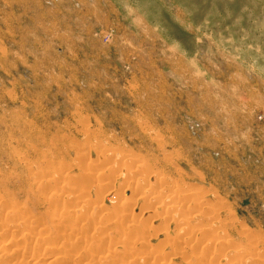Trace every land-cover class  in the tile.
I'll return each mask as SVG.
<instances>
[{"label": "rangeland", "instance_id": "obj_1", "mask_svg": "<svg viewBox=\"0 0 264 264\" xmlns=\"http://www.w3.org/2000/svg\"><path fill=\"white\" fill-rule=\"evenodd\" d=\"M123 164L182 188L185 217L214 228L203 246L235 243L176 263L264 264V0H0V207L39 223L7 241L55 236L34 176L129 178ZM2 208L0 226L15 213Z\"/></svg>", "mask_w": 264, "mask_h": 264}, {"label": "bare ground", "instance_id": "obj_2", "mask_svg": "<svg viewBox=\"0 0 264 264\" xmlns=\"http://www.w3.org/2000/svg\"><path fill=\"white\" fill-rule=\"evenodd\" d=\"M114 161H116V158ZM118 163L121 164L119 161ZM124 164H126V162ZM124 164L123 167L125 169L126 165L124 166ZM89 169L91 172L83 173V175L81 173V175L77 177L71 174L67 175L69 177L54 174L46 177L31 176L33 178L31 179L29 192L30 195L33 194L34 205L37 207V210H39L37 220L44 224L49 222L54 230L52 234H55V236H52L51 233L50 235L47 234V230H41L42 237L33 239L32 236L30 237L32 234L31 229V234L28 237H22L21 234L23 233L20 232L21 234L19 233V236L21 237H15L16 239L13 237V239L7 241L9 232L14 229L19 231L24 225L17 226V224L13 226L17 223L16 219V222L13 220V216L15 217L17 213V208L15 207L17 204H8L6 202V204H4L3 201V208H0L3 210L7 209V212L9 210V214L10 211L15 213H13V215L12 213L10 214V217L12 215L11 221H7L8 218H10L8 217L6 218L7 220L4 226H0L4 231V233H0V236H2L1 239L4 241H0V264H16L15 262L18 259H23L24 261L26 256L28 261L25 260L23 264L26 262L39 264L40 261L41 264H178L176 262L179 257L187 258L188 256L186 253L196 250L197 252L195 253H198L199 248L203 249L204 253H211L213 249L212 245H214V247L216 245L218 247L221 246L223 249H221L222 252L229 247L232 249L235 247V243L232 245V242H228L227 240H225L227 241L225 242L222 239L218 240V238L214 237V240H212L211 243H207V246L202 245V237L207 240L206 236H211L214 228H202L203 223L199 224V222L201 223V221H203V214L200 215L201 212L198 214L194 213L195 215L192 217H185L186 211L184 212V210L187 208L182 209L184 207L182 206V202L185 199V201H187L188 197L182 196V188L179 187V189L177 186L178 189H175V187L173 189L170 188L169 185L167 186L168 179L167 181L159 180L157 183L155 180L157 181L159 178L154 179L155 184L152 185L147 179H138L134 171L131 170L132 172H129V168L125 170L132 175H129L130 179L127 178L128 175L125 177V174L123 175L120 173L117 178L118 180L115 176V180H113V175L118 171L121 172L120 168V170L116 169L113 170V172L112 170H102L99 173H95L96 171H94L93 168V170L91 168H88V170ZM92 171H94V173ZM105 175H108V177ZM123 190L129 191L131 195L136 196V198L138 197V199L132 198L131 195L128 197L122 196ZM182 197H184L183 201ZM0 199L2 200V198ZM140 205L142 206L141 208ZM198 205L199 204H196V207L193 208L196 210L200 206ZM20 206L18 203V207ZM135 209H139L137 213H135ZM17 210H19L21 214L24 211L22 208H18ZM27 210L30 211L26 209L25 213H27ZM5 212H3V215ZM25 213L24 215L26 216ZM0 215H2V212ZM27 215L29 214L27 213ZM19 218L23 220L21 219L23 218L22 216ZM25 218H27V216L24 217L23 222L25 221L27 223V221H30H26ZM152 220L157 221V225L155 227L153 225L147 226V222H151ZM12 221L15 223L9 224L10 222L12 223ZM215 222L216 221H214V224ZM28 223L30 226L32 224L33 226L35 225L34 228L37 227L36 225H39L37 222ZM162 224L166 226V231L168 232L166 235H158L160 230H164V228H160V230L157 231ZM194 225H196V227L202 226L200 228L197 227L198 229H195L196 227L194 229L192 228V230L190 227ZM219 225L222 227L221 224ZM24 227L23 231H25L26 228L28 229V226H26L25 229ZM170 229L173 230V234ZM36 233L34 232L33 236L36 235ZM159 236H162L163 240L155 245L154 243L159 240ZM208 240H211V238ZM12 249L18 250L12 251ZM235 249L238 251L240 248ZM42 250L49 253L50 256L52 255V258L50 257V259L48 258L49 260H47L46 256L49 255H45L44 253L45 257L42 256L43 259L38 257V259L37 256L42 252L39 254L37 253ZM245 251H247V249ZM195 253L193 255H195ZM204 253L202 256H204ZM237 253H239V251ZM237 255L236 259L238 258ZM243 256L244 255H241L240 257ZM197 257L195 256V264H216V256H214L215 258H213V260L205 259L206 261L198 260L199 258ZM226 258L228 259V257ZM34 259H36V261H34ZM236 259L234 257V260ZM238 260L239 259L236 261ZM239 261L237 263H240ZM255 261L256 260H253L252 263L250 260H242L241 262H251V264H254ZM257 261L260 262L259 260Z\"/></svg>", "mask_w": 264, "mask_h": 264}]
</instances>
